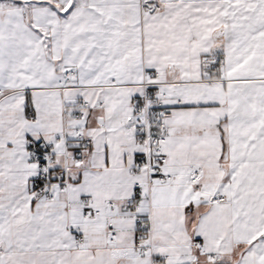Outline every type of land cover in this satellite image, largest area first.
I'll return each instance as SVG.
<instances>
[{
    "label": "snow or ice",
    "instance_id": "1",
    "mask_svg": "<svg viewBox=\"0 0 264 264\" xmlns=\"http://www.w3.org/2000/svg\"><path fill=\"white\" fill-rule=\"evenodd\" d=\"M0 264H264V0H0Z\"/></svg>",
    "mask_w": 264,
    "mask_h": 264
}]
</instances>
